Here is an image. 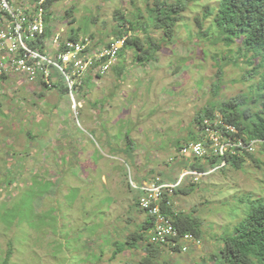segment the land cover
<instances>
[{
    "label": "rangeland",
    "instance_id": "rangeland-1",
    "mask_svg": "<svg viewBox=\"0 0 264 264\" xmlns=\"http://www.w3.org/2000/svg\"><path fill=\"white\" fill-rule=\"evenodd\" d=\"M152 2L57 0L47 11L48 26L56 37L92 38L95 47L116 38L120 13L140 25L135 15ZM204 5L189 4L195 7L182 13L173 42L164 41L162 31L151 32L161 45L155 59L138 63V51L126 50L109 72L93 73L77 96L41 93L14 76L0 85V264L9 252V264H140L146 241L133 253L127 247L141 223L150 221L140 211V182L151 190L163 179L173 191L195 165L211 174L197 182L185 178L181 187L197 184L196 192L172 196L179 212L200 223L202 246L184 254L156 247V264L220 263L221 238L245 213L237 198L264 199V172L252 165L220 171L210 160L185 162L177 147L197 140V133L213 134L220 123L198 115L256 92L260 70L259 59H248L239 42L195 37ZM132 33L146 50L150 35ZM145 236L148 241V231Z\"/></svg>",
    "mask_w": 264,
    "mask_h": 264
},
{
    "label": "trees",
    "instance_id": "trees-1",
    "mask_svg": "<svg viewBox=\"0 0 264 264\" xmlns=\"http://www.w3.org/2000/svg\"><path fill=\"white\" fill-rule=\"evenodd\" d=\"M36 1L38 0H31L32 3ZM56 1L46 0V10H50L49 8ZM201 1L205 2L204 15L203 18L196 17L198 31L195 37L204 43L209 39L221 40L227 46H234L239 42L241 52L245 51L248 59L249 54L252 55L254 60L259 59L256 69L260 70L258 72L260 81L257 84L256 92L250 93L249 96L240 94L237 97L230 98L224 101L218 109L228 124L237 126L249 138L264 140V0H173V2H170V0H153L151 4L148 3L146 6L145 14L139 11L135 15L137 21L141 19L140 25H134V23L125 19L123 13H120L118 18L120 28L117 30L116 36L119 38L124 34L125 31L123 30L125 29L121 30V27L125 24H129L130 30L134 33L144 31L147 35H150L144 42L148 47L146 50L142 51V42L137 36L129 40L124 48L125 50L135 49L138 51L135 55L136 62H150L155 59L156 52L161 47L160 44L155 43L156 40L151 36V32L162 31L164 41L172 40L177 28H179V23L184 19L182 13L195 7L190 8V3ZM144 19L148 22L144 23ZM71 38H74L73 35ZM125 50L122 52H125ZM261 70H263V73ZM254 75L255 72L252 71L247 73L250 80H253ZM214 89L218 93L219 88L216 85H214ZM248 105H250V108L244 109ZM212 113L211 110L201 112L198 118L209 117ZM247 114H250V116ZM258 153L264 154V145ZM255 158L262 162L260 167L264 171V160L259 156H253L252 160L256 161ZM242 162V159L239 162L236 160L229 161L231 166L239 169H242ZM214 163L218 164L219 162L214 161L213 165ZM194 169L203 173L206 171L203 165H195ZM196 187L197 184L185 188L180 187L175 194L189 196L196 192ZM166 200L178 204L171 195L167 196ZM237 204L245 207V213L240 222L221 238L223 247L219 253L215 254L216 259L220 261L217 264H264V199H258L256 196H246V198H237ZM173 209L174 206L168 207L164 211L166 214L172 215L179 230L183 233L190 232L196 237L202 238L200 223L184 212L175 215ZM235 210L236 207L232 212ZM140 211L146 213L150 221L141 223L142 226L138 231L130 236L127 247L133 253L138 251V244L146 241L147 245L143 246L146 255L141 259L140 264H156L158 263L159 250L155 248L162 246L149 244L145 236L147 231L154 228V217L150 215L149 210L141 209ZM168 240L163 246L169 247L171 254L179 252V249L173 245L175 240L172 238ZM11 255L12 253L9 252L7 259L2 264H9Z\"/></svg>",
    "mask_w": 264,
    "mask_h": 264
},
{
    "label": "clouds",
    "instance_id": "clouds-1",
    "mask_svg": "<svg viewBox=\"0 0 264 264\" xmlns=\"http://www.w3.org/2000/svg\"><path fill=\"white\" fill-rule=\"evenodd\" d=\"M45 2H46V0H38V1L33 2V3L31 2L28 5H15L12 2V0H0V22H2L4 28L13 27L14 21L12 20V14H10L9 11H11V13H14V11H19V12L22 11L23 13H25L28 20L31 23L36 21V20H39L41 18L42 26H43V33L41 35H37L35 39L29 41L28 46L31 47V49H33L34 51H37L42 55L48 56L52 59H56L55 52H56L57 45L54 43V40L57 37L54 36L53 33L51 34V31L49 29V26H48L49 18L47 15V10L45 8ZM126 27H127V29H126ZM123 29H125V30H123ZM121 30L125 31L121 37L118 38L116 36V38L111 40L109 43H106L103 45L95 43V47L91 46L92 38H90L91 41H88L86 39V37L82 40H80L79 38H71V37L69 38L68 37L67 39H64V38L58 37L57 40H58V43L60 44L61 50L63 49V46L67 42L80 43L81 45L87 46L85 53L90 54V56L99 55L102 52H104L105 50L111 48L112 45H114L115 43L123 42L120 49L116 53V56H115L113 63L109 66L108 70L106 72H103V68L107 65L108 60L101 59V60L96 61L92 65V67H90V69H88V71L86 72V74L83 78L82 85L79 88L77 87V89L73 92V94L75 93L77 96L79 91H81L85 86H88L89 80L91 78H95V76L97 78V75L102 76L103 74H106L107 72H109V70L113 66H117V64H116L117 61L119 59L123 58V56H124L123 55L124 52H122V51L125 50L124 48H125L127 42L133 38V36H132V38L129 37V35H131V33H132V31L130 30L129 24L123 25L121 27ZM175 37H176V35L173 37V39L170 42H173ZM51 47H53V49H51ZM160 49H161V47H160ZM127 50H129V49H127ZM8 54H9L8 50L0 51V64H2V68L0 66V69H3L7 66L8 60L10 59V56ZM7 55L9 57V59L7 58ZM93 73H95L96 75L93 76L92 75ZM118 73L120 74V76L123 74V72L120 69H118ZM48 74H49V77H47L48 75H46L44 72H42V75L39 76L37 79L30 80V78L24 74H20L18 72L11 73V72L3 69L2 73H0V81L9 80L10 76H14V77H18L20 79L25 80V83H27L30 87L34 86L36 88L35 91H39L41 93H43L45 91L56 92V91H58V89H62L63 93H65L66 95L70 94V92L68 91V88L66 87V85L64 83L63 77L59 74V72L56 70V68L54 66H51L49 68ZM46 79H48L50 81L53 80L55 82L51 88L49 87V84L46 82ZM214 92L216 93L215 89H214ZM61 93H62V91H61ZM203 112H204V110H203ZM205 117L208 120L210 117H213L215 122L217 121L220 123V126L215 127V129L212 130L213 134H211L210 136H207V138L206 137L200 138V133H197L198 134L197 140H190V141L186 142L185 144L180 145L181 147L179 149V156H180L181 160L185 159V162H187L190 159L195 158V159H199V160L200 159L210 160V161H212V163L214 161H217V162H219L218 164L214 163V165L213 164L212 165L214 168H216L217 170H220V171H222V170L224 171L225 168L231 166L229 161L236 160L239 162L241 159L243 160V162L241 163L242 164L241 168H244L247 165H250V166L252 165V166H254V168H257V169H258V167L261 168L260 165L262 162L257 158H255L256 161H253L252 157L258 156L259 149H261L264 145L263 144L264 140L249 138L246 134L242 133L237 126L228 124V122L223 118V116L219 110H214L213 113L211 114V116H209V117L205 116ZM218 117H219V119H216ZM202 118H204V117H202ZM199 122L202 123L203 120H199ZM230 142H231V144L229 145ZM199 143L202 144V146L205 150V153L198 155V154L194 153L193 149H189L187 153L183 152V150L189 148L190 145H192V144L196 145ZM224 145L227 146V150L224 148ZM177 157L178 156H176L175 158H177ZM260 158H261V156H260ZM171 161L174 162L173 159ZM213 167H212V169L214 170ZM231 167H233V166H231ZM234 168H236V167H234ZM237 169L241 171V169H239V168H237ZM184 171H186L187 175L182 177V181L185 178H190L193 180L195 179L196 181H194V182H197L202 177H205L208 174L207 173L208 169H206V171L204 173L200 172L198 170H195L194 168L184 170ZM191 173H196V175H191ZM210 174H208V175H210ZM182 181L180 184H178L174 188L173 193H175L177 191V189L182 186ZM149 182H150V180H149ZM160 183L172 185V183H168L167 181H165L163 179L160 180ZM141 186L143 187L144 183H142ZM169 195L172 196L173 194H169ZM142 196H143V191L140 192V199ZM248 196H250V194ZM173 206H174L173 211H175L174 214L178 215V213H180L179 212L180 209L177 208L178 204L177 205L174 204ZM165 209L166 208L164 207V209H163L164 213H166L164 211ZM169 216L173 219L172 215H169ZM153 225H154V221H153ZM176 228H177L178 232L180 233V236L178 237V240H175L176 246H174V247L179 249V252H181L183 254L188 253L191 250L202 246L203 240H201L200 237H196L194 234H192L190 232L183 233L179 230V228L177 226H176ZM151 231H148L149 236H150ZM188 234H191L196 238L195 244H193L192 242L185 241L184 236L188 235ZM148 242H149V239H148Z\"/></svg>",
    "mask_w": 264,
    "mask_h": 264
},
{
    "label": "built area",
    "instance_id": "built-area-1",
    "mask_svg": "<svg viewBox=\"0 0 264 264\" xmlns=\"http://www.w3.org/2000/svg\"><path fill=\"white\" fill-rule=\"evenodd\" d=\"M9 13L12 14L13 27L4 28L2 22H0V51L8 50V55L10 56L9 59L7 55L9 60L7 66L3 69L11 73L18 72L24 74L30 80H34L41 76L42 72L49 77V68L54 66L63 77L64 83L72 97L77 87L79 88L82 85L86 72L96 61L101 59L108 60L107 65L103 68V72L108 70L123 43H115L101 54L90 56V54L85 53L87 46L80 43L67 42L61 50L57 37L54 40V43L57 45L55 52L56 59H52L34 51L28 46L29 41L43 33L41 18L31 23L22 11H14V13L9 11ZM0 66L2 68V64ZM3 69H0V73H2ZM46 82L50 88L55 83L53 80L50 81L48 79H46ZM189 149H193L194 153L198 155L205 153L200 143L190 145L183 152L187 153ZM191 175H196V173H191ZM153 185L159 186L151 190H147L143 186V196L140 199V204L143 210H149L150 215L154 217V228L150 233V243L155 246H163L169 241V238L178 240L180 233L173 219L166 213H163L164 207L173 206L172 202L166 200V197L173 193L170 189L172 185L162 184L160 181ZM184 239L187 242L195 244L196 238L191 234L185 235ZM173 245L176 246V244Z\"/></svg>",
    "mask_w": 264,
    "mask_h": 264
},
{
    "label": "crops",
    "instance_id": "crops-1",
    "mask_svg": "<svg viewBox=\"0 0 264 264\" xmlns=\"http://www.w3.org/2000/svg\"><path fill=\"white\" fill-rule=\"evenodd\" d=\"M9 80H6V81H0V85L1 84H6L7 82H8ZM88 85H90L89 83H88ZM63 92V90L62 89H58V91H56V92H58L59 93V95H60V93H61V91ZM60 91V92H59ZM147 181H149V180H147ZM144 181H142V182H140V184L139 185H141L142 183H143ZM144 222V221H143ZM142 222V223H143Z\"/></svg>",
    "mask_w": 264,
    "mask_h": 264
}]
</instances>
